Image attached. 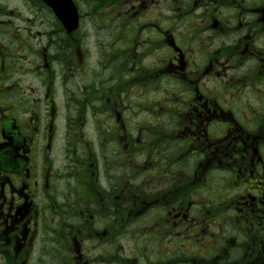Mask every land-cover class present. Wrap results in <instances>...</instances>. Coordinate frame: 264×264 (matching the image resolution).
Returning a JSON list of instances; mask_svg holds the SVG:
<instances>
[{
	"label": "flooded vegetation",
	"instance_id": "1",
	"mask_svg": "<svg viewBox=\"0 0 264 264\" xmlns=\"http://www.w3.org/2000/svg\"><path fill=\"white\" fill-rule=\"evenodd\" d=\"M0 0V264H264V0Z\"/></svg>",
	"mask_w": 264,
	"mask_h": 264
},
{
	"label": "water",
	"instance_id": "2",
	"mask_svg": "<svg viewBox=\"0 0 264 264\" xmlns=\"http://www.w3.org/2000/svg\"><path fill=\"white\" fill-rule=\"evenodd\" d=\"M58 14L67 28H74L78 22L77 8L72 0H44Z\"/></svg>",
	"mask_w": 264,
	"mask_h": 264
}]
</instances>
